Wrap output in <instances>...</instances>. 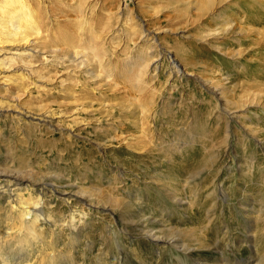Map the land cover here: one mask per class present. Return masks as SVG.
Instances as JSON below:
<instances>
[{
    "label": "rangeland",
    "instance_id": "rangeland-1",
    "mask_svg": "<svg viewBox=\"0 0 264 264\" xmlns=\"http://www.w3.org/2000/svg\"><path fill=\"white\" fill-rule=\"evenodd\" d=\"M219 1L41 0L87 62L0 89V239L52 222L23 264H264V0Z\"/></svg>",
    "mask_w": 264,
    "mask_h": 264
},
{
    "label": "bare ground",
    "instance_id": "bare-ground-1",
    "mask_svg": "<svg viewBox=\"0 0 264 264\" xmlns=\"http://www.w3.org/2000/svg\"><path fill=\"white\" fill-rule=\"evenodd\" d=\"M221 1L223 0H220L219 2ZM234 1L236 3V0ZM83 2H85V0L84 1L79 0V4L77 6L78 10L81 13L83 11V6H82ZM42 3L41 0H0V89L3 90L5 93H8L9 91L8 88L11 87L13 95L8 96L10 102L16 100L19 96L24 95L27 92L29 87L28 85L29 83L27 82V80L30 79L34 81V83L42 82L44 80L45 77L41 76L38 69H36L37 66L35 65V62H32L34 61L35 58L38 57L41 62L47 61L49 63V61L47 60V55L50 57L52 56V58L58 57L61 61L69 62L75 68L76 67L79 68L82 65H84L85 62H87V59L85 60L86 52L84 53V51L77 49V43H76L77 41L74 40L75 36L72 37V35L70 36L60 31L57 32L55 30L53 31V28L46 24V21H44L46 14H45V10H43L41 6ZM260 14L264 16L263 11L260 12ZM226 30H227L226 28L222 29V31L224 32ZM90 50L92 52V49ZM58 54L59 56H57ZM156 55H157L156 58H158L159 55L160 56L162 55L166 59H168L169 62L171 61V58L167 53L164 54L159 52ZM94 57L91 58L93 59ZM170 63L172 64V71L174 73H177L180 76L186 75L182 71V68L179 64L175 62L174 63L170 62ZM207 89L210 92V89L209 88ZM0 114L2 115L1 110H0ZM222 114L228 116L231 121L235 118L230 115L231 113L229 114L228 110H222ZM16 115L22 121H24L27 118V115L24 112H21L19 114L16 113ZM48 115H49L48 112H46V114H43L42 116L47 117ZM40 119L41 117L38 118V120ZM245 130H247V128ZM261 142L262 141H259L258 144H262ZM43 207H44V202H42V199L40 198L39 194L36 196V199L32 205L28 204V206L26 207L23 206L17 207L16 214L18 221L17 223L18 230L20 232H23L24 235H21L18 239H15L14 242L13 241L8 242L7 240L5 241L3 237L2 239L4 241H1L0 239V264H23L24 258H22L23 256L22 257L20 256L21 253L26 252L27 254L28 250L33 249L36 243H41L42 246L44 245L45 242L41 235V230L43 229L42 227L43 225L46 226L52 225V222H50V220L48 221L44 219L45 216H43V211H42ZM82 217L83 214L80 215V219L84 218ZM76 222L75 220H73L68 224V227L66 226L71 232L69 233V235L73 233L75 234V232L77 231V227H78L77 224H79L78 223L79 221L77 223ZM152 238L153 236L152 237L149 236L148 240L150 239L152 240ZM70 240L74 244V240L73 239ZM29 253L31 254V252ZM16 255H19V257L16 258ZM57 256L60 257V260H65L71 262L72 264L73 263L75 264L76 262L75 256L73 252H71V250L69 251L67 250L66 252L59 251L58 253L54 249H50V251L47 253L46 258L42 259L43 260L42 263L58 264L59 261L56 260ZM134 257L136 259H139L137 258L138 256L137 257L134 256Z\"/></svg>",
    "mask_w": 264,
    "mask_h": 264
}]
</instances>
